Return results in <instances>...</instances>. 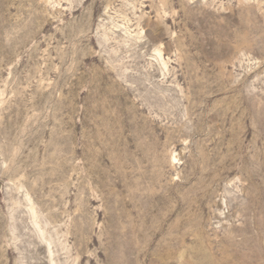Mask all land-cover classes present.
Wrapping results in <instances>:
<instances>
[{"label":"rangeland","instance_id":"rangeland-1","mask_svg":"<svg viewBox=\"0 0 264 264\" xmlns=\"http://www.w3.org/2000/svg\"><path fill=\"white\" fill-rule=\"evenodd\" d=\"M0 264H264V0H0Z\"/></svg>","mask_w":264,"mask_h":264}]
</instances>
